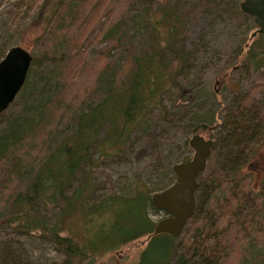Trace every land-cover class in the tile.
Here are the masks:
<instances>
[{"label":"trees","instance_id":"1","mask_svg":"<svg viewBox=\"0 0 264 264\" xmlns=\"http://www.w3.org/2000/svg\"><path fill=\"white\" fill-rule=\"evenodd\" d=\"M86 1L54 2L56 12L46 20V46L41 54L51 64L50 68L39 70L38 78L31 82V74L35 71L31 69L35 62L31 56V66L22 86L0 112L6 113L11 103L23 98L20 113L8 117L0 129V185L8 192L0 202H7L10 207L4 220L15 223L24 232L40 229L46 233L62 254V264L74 256L84 255L87 250L115 249L152 230L154 222L148 217V208H156L151 205L146 189L134 188L133 194L127 196L102 197L83 210L84 200L92 191L89 175L100 158L124 152L132 130L143 122L146 112L158 102L168 83L184 68L190 67L195 49L179 43L178 34L185 18L182 10L188 4L187 0H142L145 6L138 14L140 27L137 29L143 39L136 45H130L125 38L127 29L119 22L117 12L110 9L111 0H97L90 11L83 14L80 23L73 24L76 19H71L66 28H76L72 37H66L67 32L58 36L56 31L62 26L61 16L72 12L78 17ZM210 1L214 0H207ZM239 1L232 2L233 13L241 12ZM36 2L25 0L24 4L29 9ZM205 10L211 15L217 12L208 6ZM104 11L105 17L89 39L93 41L101 34L108 37L93 61L91 85L78 91L71 90L82 56L77 47L84 32ZM121 42L123 55L118 65L119 88H116V73H112V61L108 59L112 49ZM47 47L59 48V52L55 54ZM233 51L239 62L247 61L254 67L264 64V48L255 49L253 43L239 40ZM102 79L109 83L108 89L97 101L88 104L83 96L94 86V81L97 83ZM75 99L77 104L73 106ZM210 129L211 125L199 124L193 128V133L211 137ZM263 137L264 98L253 105L248 97L241 98L224 120L222 133L213 140L209 157L215 166L204 180L202 194L197 193L199 183L196 180L195 205L190 224L186 226H191V241L184 240L176 245L171 235L152 234L132 264H222L220 251L223 247L206 249L204 245L208 238L217 236V230L221 228L219 218L229 217L234 212L242 199L244 183L237 189L231 187L228 190L219 206L220 212L214 217L210 216L213 214L209 206V189L228 179L238 180L241 166ZM35 140L42 148L40 153L31 154L28 149H23L24 144L29 145ZM22 176H25L24 184L15 188ZM115 198H122L132 206L128 216L120 218L122 224L110 231L117 237L114 241L101 247L89 243L87 233L83 242H78L67 232L62 233L71 214L79 211V215L88 221L90 215L106 214L104 206L112 204ZM84 230L86 232V228ZM159 236L162 238L157 239ZM255 264H264V255Z\"/></svg>","mask_w":264,"mask_h":264},{"label":"rangeland","instance_id":"2","mask_svg":"<svg viewBox=\"0 0 264 264\" xmlns=\"http://www.w3.org/2000/svg\"><path fill=\"white\" fill-rule=\"evenodd\" d=\"M24 1L0 0V57L11 45H20L28 50L35 61L33 66L29 64L35 70L31 74L32 82L38 78L39 70L47 71L51 65L41 54L46 46V20L56 12V0H37L29 9ZM234 1L214 0L208 3L207 0H187L188 4L182 10L185 17L183 26L178 35L181 45L195 48L191 65L168 83L158 102L146 112L143 122L132 130L124 152L102 157L92 166L89 175L92 191L84 200L83 210L89 203L102 197L132 195L135 189H146L151 193L166 188L175 178L172 165L191 156L187 139L195 126L211 125V138L216 140L222 133L224 120L238 100L248 97L253 105L264 98V64L254 67L247 61L239 62V57L233 51L239 40L253 43L255 49L264 48V34L249 36L255 24L249 15L232 12ZM96 2L87 0L81 7L83 13L81 10L78 17L73 16L72 12L61 16L62 26L56 31L58 36L67 32L65 36L72 37L76 28H66L67 24L71 19H76L73 24L82 22L83 14L86 15ZM144 6L142 0L110 2V9L117 12L119 22L127 29L124 36L130 45H136L143 39L137 28L140 27L138 14ZM207 6L211 10L217 9L216 14H209L205 10ZM105 14L104 11L92 22L77 47L78 51H82V56L76 78L70 85L71 90L78 91L91 85L93 61L108 37L101 34L93 41L89 39ZM48 49L55 54L59 52V48ZM122 55L123 42L112 49L108 59L112 61V73H116V88H119L118 65ZM36 62L39 66L35 65ZM51 74L55 77V74ZM108 84L104 79L97 83L94 81V86L90 90L86 88L87 93L84 91L86 94L83 98L88 104L97 101L108 89ZM22 99L11 103L6 113L0 114V129L8 117L20 113ZM76 104L77 99L73 106ZM23 149H28L31 154L42 151L36 140L29 145L24 144ZM213 166L215 163L209 157L197 175L198 194H202L204 180ZM237 176L238 180L228 179L209 189V206L213 214L210 216L214 217L220 212L219 206L224 202L228 190L231 187L237 189L239 184L244 183L241 201L229 217L220 215L221 228L217 230V236L208 238L204 246L210 249L221 245L222 264H255L264 255V137L256 144ZM24 182L25 176H22L15 188H21ZM7 193L0 185V198H6ZM131 206L122 198H115L112 204L104 206L107 210L102 207L106 214L90 215L88 221L77 210L67 218L62 233L67 232L78 242H83L87 233L89 243L104 247L117 238L110 231L122 224L120 218L128 216ZM9 212L7 202H0V264H62V254L46 233L40 229L24 232L15 223H7L4 219ZM165 215L166 212L161 209L148 208V217L153 222ZM190 220L191 217L181 233L174 237V244L191 241V226L186 228ZM145 236L140 235L112 250H87L84 255L74 256L63 264H132L146 242Z\"/></svg>","mask_w":264,"mask_h":264},{"label":"water","instance_id":"3","mask_svg":"<svg viewBox=\"0 0 264 264\" xmlns=\"http://www.w3.org/2000/svg\"><path fill=\"white\" fill-rule=\"evenodd\" d=\"M238 7L255 24L249 36L264 33V0H240ZM30 61V52L20 45L9 46L0 57V112L13 100L22 86ZM187 144L192 150L191 156L172 165L175 176L173 182L149 195L151 205L165 211L166 215L154 222L145 239L161 232L178 236L193 212L196 178L210 156L213 139L194 132L188 137Z\"/></svg>","mask_w":264,"mask_h":264}]
</instances>
